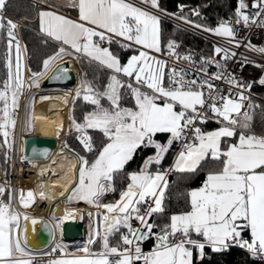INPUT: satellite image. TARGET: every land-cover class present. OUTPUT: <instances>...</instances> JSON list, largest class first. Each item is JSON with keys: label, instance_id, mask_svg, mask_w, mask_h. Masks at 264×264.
<instances>
[{"label": "snow or ice", "instance_id": "6c2138e0", "mask_svg": "<svg viewBox=\"0 0 264 264\" xmlns=\"http://www.w3.org/2000/svg\"><path fill=\"white\" fill-rule=\"evenodd\" d=\"M6 6L7 0H0V33L6 44L0 133L5 143L16 127L15 109L25 87L39 88L40 79L56 60L71 54L69 49L78 58L109 72L102 89L84 79L74 93H65L63 101L70 113L78 99L92 106L81 120L70 116L67 132H75L80 150L67 142L63 144L73 161L69 166L75 181L66 202L83 201L103 211L96 212L97 223L88 241L77 248L84 255L53 259L48 264H194L195 258H203L206 248L221 251L231 245L264 260V131L257 133L251 125L252 115L241 112L245 101H249L248 109L259 105L245 95L252 82H243L234 73L226 72V61L237 55L233 47L244 46L261 54L264 47L258 48L250 41L244 43L230 26L231 21L209 27L181 13L178 20L225 38V44L230 46L213 48L214 55L222 54L224 62L201 56L197 72L191 73L159 58L166 55L195 63L190 55L181 57L176 52L177 42L164 36L161 18L172 14L161 7L159 0H73L71 6L78 8L76 18L54 9L38 12L45 43L51 40L56 48L43 59L41 70L32 71L22 65L27 49L18 37L17 22L5 15ZM251 6L256 11L250 15L244 11L249 5L240 0L234 22L264 26V0H254ZM192 14L199 15L195 10ZM113 44L131 54L122 60L112 50ZM211 65L218 71L209 73ZM22 68L28 72L26 78ZM67 76L69 68L62 67L53 79ZM214 81H224L227 91ZM258 82L264 85V77ZM210 119L219 126L205 130L203 125ZM34 123L29 113L25 126L32 127ZM63 130L61 125L56 135L59 137ZM89 130L98 132L99 140ZM158 134L165 135L166 140L158 139ZM145 148H154V154L145 156L138 169L128 171L126 165ZM170 152H174L173 164L165 169L162 162ZM41 155L47 157L48 150L43 149ZM209 158L219 166L207 171L200 187L189 190L187 207L173 212L167 223L157 224L153 217L165 213L169 173L196 172L201 162ZM117 176L127 181L119 191V199L104 203V195L116 191ZM14 193V189L6 192V187L0 185V264H32L26 258L30 256L27 236L20 238V232L27 233L28 228L25 225L21 229ZM40 196L46 198L43 192ZM33 197L32 190L26 197L21 192L19 203L27 208ZM67 218V210L63 217L54 216L55 224L49 230L59 228ZM23 219H31L32 225L37 223V218H30L27 213ZM89 219H93L92 213ZM45 227H49V222H45ZM149 239L154 243L144 251L143 242ZM97 243L100 250L93 252L91 245Z\"/></svg>", "mask_w": 264, "mask_h": 264}, {"label": "trees", "instance_id": "16d2710c", "mask_svg": "<svg viewBox=\"0 0 264 264\" xmlns=\"http://www.w3.org/2000/svg\"><path fill=\"white\" fill-rule=\"evenodd\" d=\"M159 3L163 9L166 11L176 12L179 5H183L185 9L180 11L188 19H191L197 23L203 24L205 26L214 27L218 19L227 18L235 16V10L239 6L240 0H159ZM195 10L199 15H193L192 12ZM67 12H70L73 15L77 14V11L74 9H66ZM5 15L15 22L21 24L17 31L18 37L21 38L23 46H26V56L25 64L24 58H22V64L26 65L27 68L32 71H38L42 69V61L47 56L52 55L55 50V44L49 40L48 43H45V36L40 33V28L38 21L36 20L35 12V2L34 0H7V6L5 9ZM162 29L164 36L177 40H184L188 43L203 46L204 40L200 37L176 27L175 25L162 20ZM112 50L117 52L121 59H125L131 53L126 50H122L118 45L113 44ZM6 51L5 37L4 34L0 33V90H2V82L6 78V68L4 64V56ZM14 55V53H13ZM64 58V57H63ZM60 60V59H59ZM82 70V79H86L87 69L84 64H80ZM101 79V76H100ZM257 93L264 98V85L257 86ZM34 95V92H30L26 100V119L31 112L32 105L30 104V98ZM105 102V100H103ZM76 108L73 112V115L77 120H81L83 113L90 111L92 106L86 102H80L79 99L76 102ZM254 105H259L251 109L250 115H252L251 125L252 128L260 133L264 131V102L257 101L254 102ZM216 126L206 127V130H212ZM27 131V127L25 126ZM90 133L99 140L100 134L93 130H89ZM158 139L161 141L166 140V136L163 134H158ZM8 143H5V138L2 133H0V142L2 144V150L0 152V159L3 167L4 177L8 180L9 170H10V154H11V144L10 138H7ZM66 142L77 151L80 150L78 141L75 137H68ZM174 150L177 151L178 147L174 145ZM155 152L154 148H145L143 151H138L132 161L126 165L128 171L136 170L143 163V158L145 156L153 155ZM174 159V152H170L162 164L165 169L169 168ZM219 165L211 160L210 158L202 161L201 166L196 172H171L168 175L169 187L165 193L164 207L165 213L162 216H154L153 219L157 224H164L168 222V217L173 212H179L187 207L188 202V192L190 189L200 187L202 182L206 178L207 171L217 168ZM126 180L122 176H117L115 178V192H109L105 194V201L115 202L119 199V191L126 184ZM7 185V184H6ZM9 187V186H8ZM10 190V187H9ZM26 197V195H25ZM108 202V203H110ZM73 203V202H70ZM90 213V212H88ZM157 229H154L156 231ZM248 233H245L247 238ZM115 243V240L112 241ZM153 240L149 239L143 242L144 251L151 248ZM80 244L78 241L73 243L75 246ZM91 249H100L99 244L91 245ZM194 264H264V260L257 259L253 257L246 249L241 248L238 245L231 246L230 248L213 251L211 248L205 249V254L203 258H195Z\"/></svg>", "mask_w": 264, "mask_h": 264}, {"label": "built area", "instance_id": "2783aa9c", "mask_svg": "<svg viewBox=\"0 0 264 264\" xmlns=\"http://www.w3.org/2000/svg\"><path fill=\"white\" fill-rule=\"evenodd\" d=\"M246 4L249 5L247 9H244L245 12L248 14H252L256 9L252 8V3L254 0H244ZM38 5V4H36ZM180 6V5H179ZM180 7H178V10L176 12L166 11L169 14L172 15H165L162 16L161 20L169 22L173 25H175L178 28L184 29L198 37L204 40L203 46H197L191 43H188L184 40H177L178 47L176 48V52L181 56L190 55L192 59L195 61V63H190L187 60L179 59L177 60L176 57H168V56H160L161 59H167L169 60L170 66H175L178 69H185L190 71L191 73H196L197 69L199 68L200 64V57H209L212 56L215 60L222 61V54L214 55L213 48L216 45H220L222 47H230L229 45L225 44V38H221L219 36H216L214 34H211L209 32L204 31L203 29H197L194 26L186 25L180 20L177 19V17L180 15V11H183ZM235 16L227 17V18H221L218 19L215 23L214 27L217 26L219 23L223 21H231L230 26L233 28V31L237 33L238 38H242L244 40V43H248V41L251 42L252 45L256 47H264V26H260L259 24H251V26H245L243 23L236 24ZM197 23V22H196ZM200 24V23H198ZM203 25V24H202ZM233 51L237 53L235 57H230L227 61V73H234L235 76L238 79H241L243 82H252V88L250 91H245V95L249 96L251 99V102L254 104V102H257L262 97L257 93L256 89L257 86L261 85L258 81L261 77H264V67H261L259 65H264V54L259 53L258 51H253L249 48H246L244 46H241L239 48H232ZM243 54V55H241ZM245 58H247V62H244ZM224 62V61H222ZM217 68L215 65L208 66V72L214 73L217 72ZM27 74V72H26ZM202 75V74H201ZM189 79L192 78V76L188 77ZM214 83L221 87L225 92L227 91L228 85L224 83V81H214ZM234 94V93H233ZM26 100H27V94H21L19 97V107L15 109V112L17 113V123L15 129L11 132L9 135L10 138V144H11V154H10V170H9V178L8 180L4 177L3 174V167L0 159V185L7 184L10 187V192L14 189L15 190V201L14 206L16 210L21 214L20 219V225L24 221L23 214L27 213L28 216L33 213H44L46 210H49L47 219L51 222V225L55 224V221L53 220L54 217V211H52L51 203L48 201L50 198L49 193L46 192V198L42 197V199L39 198V195H34L33 202L30 204L27 208L23 207L19 203V195L21 192L26 195V193L31 190V182L33 181V176L29 175V169L31 166V159H27L25 157L24 152V139L27 135L25 130V120H26ZM248 103L249 101L244 102V107L241 109V112L248 111L251 112V109H248ZM211 115V114H210ZM235 115V114H234ZM241 118H243L241 116ZM209 126H216L219 125L215 122H213L211 119L208 121L207 124L203 125V127L206 130V127ZM33 134V133H31ZM64 139V143H65ZM1 143V142H0ZM2 150V144L0 147V152ZM179 150V149H178ZM177 150V151H178ZM69 158L72 161L71 155L68 154ZM73 162V161H72ZM3 180V183H2ZM74 179L72 177V170H71V178L67 183H64L59 189L58 193H63L67 190L66 194L64 196H60V200H57L58 204L63 203H69L66 202V196L69 193V190L72 188L74 184ZM54 194H51V196ZM61 195V194H59ZM84 209L82 210L85 214L87 211L85 208H88L87 205H83ZM89 216L86 214V218L82 225V234H83V240L78 242H87L90 233L92 231V224L90 223ZM135 224V221L133 222ZM63 225L62 222L59 226V228H53V239L50 244H48L44 248L35 249L33 247L27 246L26 248L33 253L36 254L32 258V264H48V262L55 256H58L62 251L66 250V245L72 244V242L64 241L63 240ZM89 226L91 228H89ZM21 238V237H20ZM235 246V245H231ZM229 246L228 248H230ZM152 247V246H151ZM55 249V251H53ZM150 250V249H148ZM257 259H260L259 257H256Z\"/></svg>", "mask_w": 264, "mask_h": 264}, {"label": "bare ground", "instance_id": "6f19581e", "mask_svg": "<svg viewBox=\"0 0 264 264\" xmlns=\"http://www.w3.org/2000/svg\"><path fill=\"white\" fill-rule=\"evenodd\" d=\"M81 81V76L78 73L77 80L72 86L55 87L47 90H40L38 92L36 96L37 112L35 113L33 133H37L41 137L55 139L57 144L48 157L43 159H31V166L28 170L30 172L29 175L33 176L31 190L34 192V195L37 193L39 198L42 199L40 193L43 192L46 194V192H48L50 196L48 201L51 203L50 207L52 208V211H54V216L63 217L67 210L68 218L63 219V223H73L79 226L80 229H82L86 214L89 216L88 212L85 214L82 211L84 206L68 203L57 205L56 203L57 200H60V196H64L67 192L66 190L63 193H58V189L71 178V168L69 165L72 161L66 151L63 150V144L65 137L72 133L67 132L68 125L71 122L70 116H72V114L69 112L68 106H66L63 101L65 93H74L79 87ZM26 94L27 93L24 95ZM41 96H46L48 99L41 101ZM68 99L70 100L71 97H68ZM61 125H63L64 130L61 131V134L58 137L56 131ZM65 132H67V135H65ZM53 172L55 175L51 174ZM51 194L54 195L51 196ZM48 213L49 210H46L44 213H33L29 215L30 218H37V223L35 225L31 224V219L27 222H22L21 229L27 225L28 231L27 233L21 231L20 237L23 239L25 235L27 236V246L40 249L51 243L48 240L42 239L38 234L42 222L49 217Z\"/></svg>", "mask_w": 264, "mask_h": 264}, {"label": "water", "instance_id": "95a60500", "mask_svg": "<svg viewBox=\"0 0 264 264\" xmlns=\"http://www.w3.org/2000/svg\"><path fill=\"white\" fill-rule=\"evenodd\" d=\"M62 67H68L69 68V76L64 77L60 80H54L53 77L57 71V69ZM82 77V72L80 69V66L76 62L73 56H65L64 58H61L60 60L53 63L50 70L47 72L45 76H43L39 81V87L40 90L42 89H52L55 87H69L75 84L77 80V74ZM57 142L55 139L52 138H46L41 137L37 133H33L30 135H27L24 139V152L25 157L27 159H43L46 158L41 155V151L43 149L48 150V156L56 146ZM33 149H36V152H33ZM47 156V157H48ZM49 222V227H45V222ZM52 227L51 222L48 219H45L38 231L39 236H41L42 239L52 241L53 239V229L50 231L49 229ZM63 240L72 242L73 243L77 241L83 240V234L79 226L73 224V223H64L63 225ZM50 244V243H49Z\"/></svg>", "mask_w": 264, "mask_h": 264}, {"label": "crops", "instance_id": "0c3cea01", "mask_svg": "<svg viewBox=\"0 0 264 264\" xmlns=\"http://www.w3.org/2000/svg\"><path fill=\"white\" fill-rule=\"evenodd\" d=\"M40 3L41 2H39V1H38V3H36L38 5H36L37 7L35 9V12H36V20L38 21V24H39L38 12L41 9H44V10H53L54 9V10H57L59 13L66 15L69 18H76V17H78V8L71 6L72 3H73V0H50L49 3H41V4ZM66 9H74V10L77 11V14L76 15H73L70 12H67ZM39 28H40V25H39ZM42 34L45 36L44 33H42ZM69 52L72 54V56L74 57V59L76 60V62L79 65L80 64H84L86 66L95 65V66H97V68L96 67L95 68L99 72L101 70H99L98 67L101 68L103 72H106L107 73V77H108L109 72L103 66H100V65H98L96 63H89L86 59H80V58H78V56L74 53V50L69 49ZM100 76H101V79H100ZM100 76H99L98 79L101 81V80L104 79L105 76L102 73L100 74ZM107 77H106V80H107ZM81 80H83L82 77H81ZM106 83H107V81H106ZM172 164H173V161H172L171 165ZM68 204H72V205H82V206L83 205H87V204H83V203H68ZM101 212H102V209H101ZM83 246H84V244H82V243L77 244L75 246H68V247H66V250L65 251H61V253L58 256L53 257L51 260H53V259H72V258H75L76 256H82V255H84V253L83 252H78L77 251V248H82ZM26 250H27L28 253H30V256H28L26 258L32 260V258L34 256H36V254L33 253L32 251L28 250L27 248H26ZM99 250L100 249H95V250H92V251L93 252H97ZM146 251H148V250H146ZM17 255H19V254H17Z\"/></svg>", "mask_w": 264, "mask_h": 264}, {"label": "rangeland", "instance_id": "374dc122", "mask_svg": "<svg viewBox=\"0 0 264 264\" xmlns=\"http://www.w3.org/2000/svg\"><path fill=\"white\" fill-rule=\"evenodd\" d=\"M38 1L39 2H41V3H49V1L50 0H34V2H35V9H36V3H38ZM40 3V4H41ZM195 22V21H194ZM196 23V22H195ZM18 24V28H19V25L21 24V22H19V23H17ZM161 26H162V20H161ZM18 28H17V30H18ZM40 33H41V31H40ZM42 34V33H41ZM19 39L21 40V38L19 37ZM21 44L23 45V42H22V40H21ZM25 54H23L22 55V58H24V64H25V61H26V59H25ZM65 56H72V54H65V55H63L62 56V58L63 57H65ZM59 60V59H58ZM58 60H56V61H58ZM55 61V62H56ZM23 65V64H22ZM53 65V64H52ZM51 65V66H52ZM79 65V64H78ZM80 66V65H79ZM86 66V65H85ZM97 68V66H95V65H92V66H86V69H87V75H88V77L86 78L87 80H91L92 82H93V84L95 85V86H97V87H99L100 89H102L103 88V85H105V83H106V77H107V73L106 72H103L102 71V69L101 68H99L98 67V69L99 70H101L100 72L96 69ZM80 69H81V66H80ZM98 71V72H97ZM81 72H82V70H81ZM103 74L105 77H104V79L103 80H99L98 78H99V76H100V74ZM22 74L24 75V77L26 78L27 77V74H28V72H27V74H26V71H23V68H22ZM42 90H44V89H42ZM47 90V89H46ZM34 92V95L32 96V97H34V100H32L31 98V100H30V104L32 105V107H31V112H32V110H33V113L31 114V116L33 117V119H34V121H35V113L37 112V105H36V96H37V94H38V92L40 91V87L39 88H35V87H33V88H27V87H25V90L23 91V93L22 94H25V93H27V97H28V95H29V93L30 92ZM20 97V96H19ZM262 97V96H261ZM79 101L80 102H82V100L81 99H79ZM258 101H263L264 102V98L262 97L261 99H259ZM102 103H104L105 105H107V101L105 100V102H103V100H102ZM76 105H78V104H76ZM2 106H3V102L2 101H0V108H2ZM71 114L73 115V112H71ZM242 119V118H241ZM71 123V122H70ZM35 124V123H34ZM33 131H34V126H32V127H27V134H31V133H33ZM76 136V134H75V132L74 131H72V133L70 134V135H68V136H66L65 137V141L67 140V138L68 137H75ZM3 186H5L6 187V192H10V190H9V187H8V185H6V184H3ZM26 196H27V193H26ZM104 197H105V195H104ZM102 198L103 199V202L104 203H108V202H110V201H105V198ZM32 202H33V200L32 201H29V205L30 204H32ZM73 203H83V204H87V203H85V202H83V201H72ZM87 206H88V208H85V210L87 211V212H90V213H92L93 214V219H92V222H90L91 224H92V229H93V226H95L96 225V223H97V219H96V216H95V214H96V212L97 211H100V210H98V209H96V208H94V207H92V206H90V205H88L87 204ZM103 211V210H102ZM90 226H89V228H91ZM101 230H102V226H101ZM80 243H82V244H84L85 245V242H80ZM66 247H68L67 245H66Z\"/></svg>", "mask_w": 264, "mask_h": 264}]
</instances>
